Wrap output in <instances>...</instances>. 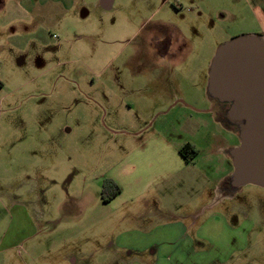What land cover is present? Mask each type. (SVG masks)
I'll list each match as a JSON object with an SVG mask.
<instances>
[{
	"label": "rangeland",
	"instance_id": "obj_1",
	"mask_svg": "<svg viewBox=\"0 0 264 264\" xmlns=\"http://www.w3.org/2000/svg\"><path fill=\"white\" fill-rule=\"evenodd\" d=\"M224 1L237 0H66L16 38L17 51L0 31V264H153L115 249L112 209L100 196L113 114L155 96L201 104L218 46L260 32L248 11L259 0L243 1L244 21ZM156 24L170 30L176 61L148 48ZM236 198L260 217L248 247L205 261L208 250L192 264H264V188L247 185Z\"/></svg>",
	"mask_w": 264,
	"mask_h": 264
},
{
	"label": "crops",
	"instance_id": "obj_2",
	"mask_svg": "<svg viewBox=\"0 0 264 264\" xmlns=\"http://www.w3.org/2000/svg\"><path fill=\"white\" fill-rule=\"evenodd\" d=\"M111 1L100 3L108 7ZM243 1L231 6L224 1L222 6L239 19ZM59 6L64 10L66 0H0V31L13 38L15 51L22 50L16 38L45 25L50 12L58 15ZM248 11L259 27L256 34L264 38V0ZM142 87L138 90L145 93ZM205 94L201 104H186L175 94L159 103L155 96L137 110L128 107L113 114L118 130L106 141L101 178L119 187L107 202L118 232L116 250L142 255L153 264H192L208 250L205 261L215 257L210 252L248 247L260 217L243 211L236 198L242 187L232 189L228 182L233 169L229 151L239 144V135L224 117L226 105ZM151 108L155 110L149 115ZM186 144L194 149L190 159L180 153ZM136 259L144 261H132Z\"/></svg>",
	"mask_w": 264,
	"mask_h": 264
},
{
	"label": "water",
	"instance_id": "obj_3",
	"mask_svg": "<svg viewBox=\"0 0 264 264\" xmlns=\"http://www.w3.org/2000/svg\"><path fill=\"white\" fill-rule=\"evenodd\" d=\"M207 94L226 105L224 117L239 135L230 149L232 189L264 188V38L239 36L218 46L207 73Z\"/></svg>",
	"mask_w": 264,
	"mask_h": 264
},
{
	"label": "flooded vegetation",
	"instance_id": "obj_4",
	"mask_svg": "<svg viewBox=\"0 0 264 264\" xmlns=\"http://www.w3.org/2000/svg\"><path fill=\"white\" fill-rule=\"evenodd\" d=\"M170 30L167 28H162L160 25L156 24V27L152 30L151 34L147 37L146 41L148 48L152 52L154 56L158 58V60H166L168 62L176 61L177 54L176 50L173 49L174 41L169 36ZM183 48H180V52L182 53ZM137 52V51H136ZM140 51L136 53V57H139ZM178 53V52H177ZM129 57V56H128ZM167 70V68H164Z\"/></svg>",
	"mask_w": 264,
	"mask_h": 264
},
{
	"label": "trees",
	"instance_id": "obj_5",
	"mask_svg": "<svg viewBox=\"0 0 264 264\" xmlns=\"http://www.w3.org/2000/svg\"><path fill=\"white\" fill-rule=\"evenodd\" d=\"M180 153L186 158L190 159L192 154H194V149L192 146L186 144L180 149ZM119 193L118 185L111 179H105L101 186V199L103 202L107 203L111 198Z\"/></svg>",
	"mask_w": 264,
	"mask_h": 264
}]
</instances>
